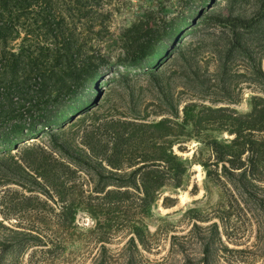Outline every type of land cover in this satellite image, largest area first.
I'll return each mask as SVG.
<instances>
[{"label": "trees", "instance_id": "1", "mask_svg": "<svg viewBox=\"0 0 264 264\" xmlns=\"http://www.w3.org/2000/svg\"><path fill=\"white\" fill-rule=\"evenodd\" d=\"M100 1L0 0V165H9L5 170L27 178L30 185L18 179L6 181L21 188L20 204L26 208L49 200L56 226L73 224L78 211L92 219L93 229L101 223L108 228L116 215L130 209L148 216L162 189L183 184L192 160L177 154L173 146L180 150L177 143L189 138L210 152L224 174L236 173L248 182L264 179L258 175L264 169V32L260 16L227 22L228 37L219 63L224 72L225 62L234 52L248 61L249 81L262 95L249 97L247 111L192 101L181 106L180 116L174 110L171 117L156 119H103L84 133L78 156L55 143V135L49 131L92 103L101 68L108 66L102 57L86 53L85 40L75 41L74 23L68 27L64 21L82 20L85 39L92 30L91 22L101 14ZM122 1L104 0L109 6L106 12L112 8L117 12ZM194 1L145 0L136 5L132 19L113 41L118 49L114 62L126 73L130 67L151 73L158 59L175 50L172 43L182 34L195 32L194 19L199 17L201 25L208 20L200 11L208 0L191 9ZM41 133L47 134L52 150L36 144L18 146ZM223 133L230 137H222ZM11 150L17 152L15 159ZM198 164L208 178L219 180L217 174L211 177L209 163ZM0 215L2 220L8 218L1 211ZM127 230L131 243L143 244V225L133 223ZM33 238L40 242L38 235ZM102 238L100 232L99 241Z\"/></svg>", "mask_w": 264, "mask_h": 264}, {"label": "rangeland", "instance_id": "2", "mask_svg": "<svg viewBox=\"0 0 264 264\" xmlns=\"http://www.w3.org/2000/svg\"><path fill=\"white\" fill-rule=\"evenodd\" d=\"M144 1L123 0L117 12L113 8L106 12L109 6L101 0V14L91 22L92 30L85 39L82 20L64 21L68 27L74 23L75 41L85 40L86 53L102 57L108 65L101 68L95 82L92 103L49 131L55 135V143L71 155L78 156L84 133L103 119H156L171 117L174 110L180 116L181 106L192 101L244 112L252 94L262 95L249 81L246 59L232 53L224 72L219 63L228 21L260 16L264 32V0H208L200 9L208 20L201 25L199 17L194 19L195 32L182 34L172 43L175 50L158 59L151 73L131 67L126 73L114 62L118 49L113 41L132 19L136 5ZM199 2L195 0L191 9ZM222 137L230 136L223 133ZM180 141V150L176 145L173 150L192 160L181 187L162 189L148 216L130 209L116 215L108 228L101 223L93 229L92 219L83 211L76 213L73 224L56 226L49 200L25 208L17 197L21 188L6 181L18 179L30 185L27 178L5 170L9 165H0V211L8 216L2 220L0 215V264H264V179L248 182L236 173L224 174L198 141ZM28 144L52 150L47 134L18 146ZM10 154L13 159L17 156L16 150ZM199 161L209 163L211 177L217 174L219 180L208 178ZM259 172L264 177V169ZM7 201L17 204L11 206ZM133 223L145 228L142 245L129 241L127 227ZM35 234L40 242L33 238Z\"/></svg>", "mask_w": 264, "mask_h": 264}]
</instances>
